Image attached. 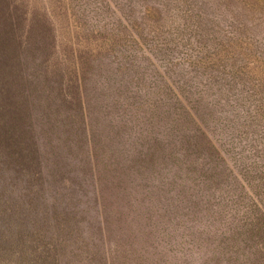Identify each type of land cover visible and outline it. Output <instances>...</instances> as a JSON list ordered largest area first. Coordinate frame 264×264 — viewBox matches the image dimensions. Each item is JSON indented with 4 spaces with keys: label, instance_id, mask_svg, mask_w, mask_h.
I'll return each mask as SVG.
<instances>
[{
    "label": "rangeland",
    "instance_id": "1",
    "mask_svg": "<svg viewBox=\"0 0 264 264\" xmlns=\"http://www.w3.org/2000/svg\"><path fill=\"white\" fill-rule=\"evenodd\" d=\"M123 2L0 0V264H147L158 252L172 260L175 221L164 207L177 204L146 150L154 138L136 156L146 126L120 117L124 127L110 132L101 106L90 113L99 89L80 55L109 45L92 32L117 27ZM257 9L264 20V0ZM187 205L177 211L190 225Z\"/></svg>",
    "mask_w": 264,
    "mask_h": 264
},
{
    "label": "trees",
    "instance_id": "2",
    "mask_svg": "<svg viewBox=\"0 0 264 264\" xmlns=\"http://www.w3.org/2000/svg\"><path fill=\"white\" fill-rule=\"evenodd\" d=\"M127 1L123 22L92 32L109 45L80 60L83 71L94 65L89 83L99 89L90 113L97 118L101 106L110 132L124 127L121 118L146 126L135 155L155 139L146 150L177 204L164 207L175 221L166 243L172 260L158 252L147 264H264V196L254 181L264 184L260 0H135V17ZM185 202L190 225L177 211Z\"/></svg>",
    "mask_w": 264,
    "mask_h": 264
}]
</instances>
